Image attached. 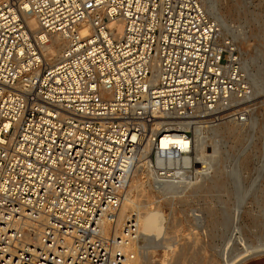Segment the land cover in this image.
Returning a JSON list of instances; mask_svg holds the SVG:
<instances>
[{"label": "built area", "instance_id": "obj_1", "mask_svg": "<svg viewBox=\"0 0 264 264\" xmlns=\"http://www.w3.org/2000/svg\"><path fill=\"white\" fill-rule=\"evenodd\" d=\"M216 32L202 0H0V264H135L136 210L119 216L134 165L176 189L193 158L161 140L237 115L246 76Z\"/></svg>", "mask_w": 264, "mask_h": 264}, {"label": "rangeland", "instance_id": "obj_2", "mask_svg": "<svg viewBox=\"0 0 264 264\" xmlns=\"http://www.w3.org/2000/svg\"><path fill=\"white\" fill-rule=\"evenodd\" d=\"M202 1L221 25L219 37L233 41L253 94L231 103L237 115L230 119L238 124L233 130L227 129L229 118L216 121L213 130L206 125L205 134L211 132L212 139L202 147L206 153L214 147L220 155L213 171L222 181L215 180V187L206 182L204 191L178 192L179 199L164 201L149 190L138 196L142 201L150 198L148 231L139 256L141 264H264V255L249 253L253 246L264 247V0ZM242 109L247 119L240 123L236 117ZM160 228L172 238V251L165 252L161 240L157 244Z\"/></svg>", "mask_w": 264, "mask_h": 264}, {"label": "bare ground", "instance_id": "obj_3", "mask_svg": "<svg viewBox=\"0 0 264 264\" xmlns=\"http://www.w3.org/2000/svg\"><path fill=\"white\" fill-rule=\"evenodd\" d=\"M19 1H25V0H19ZM23 16H24V20H25L26 24L33 30V34H36L38 32V22H37L36 18L32 14H30L29 12L24 13ZM211 18L215 22V24L217 25V32H216V38H215L216 42L224 43V41L226 40L227 37H222V38L219 37V36H221L220 35V33H221V25H220V23H218L213 17H211ZM113 25H117L118 28L120 27L118 22H114ZM81 32L85 33L86 32V28L82 29ZM229 41L232 43V45H234L232 40H229ZM44 42H45L44 53H45V56L47 57V59L48 58H54L55 56H58V53H59L61 47L66 43L65 39L63 37L59 36L58 34L46 35V38H44ZM227 57H229V58L231 57V52H229ZM154 62H156V58L155 57H154ZM241 71H243V75L246 76L245 81L247 80L246 81L247 85H246V87L244 89H241V90L237 89L236 91H232V96H231L232 97L231 98L232 101H231V103L235 102V101H237L239 103L240 100H242L244 98H247V97H251V95L253 94V89H252V87L250 85V82L248 81L247 75L245 74V70L243 69L242 65H241ZM239 91H241V92H239ZM241 102H243V101H241ZM234 106H236V105H234ZM199 112L201 114H203V112L205 113L204 110H198L197 113H199ZM241 113H243V112L242 111L239 112V114H241ZM239 114H238V116H239ZM236 118L239 119V117H236ZM232 119H230V122H231ZM233 120H235V118ZM203 122L204 121H201V123H199L198 121H196V123H193V124L189 125V128L191 127L192 131H193L192 139L191 138L190 139H187V138L180 139V138H176V137H171L170 136L168 138L162 139L161 142L159 143L161 148H166L167 144L169 143L167 140H169L174 145L178 144L180 146V148L184 152H188V154L184 155L185 156L184 159L193 158L194 174L196 172L198 173V171H199V172H201L202 177L204 176L203 178H201V175L199 176V174H198V176L202 179L200 182H199L200 178L198 179L197 175H195L194 178H193V176H194L193 175L191 177V179L187 178L186 176H184L182 178V182L179 184V186L176 189L170 190L168 192H164V191L158 192V191L150 190L149 188L145 189L146 187L141 182V179H140V176H139L140 175L139 166H137L136 164L134 165L133 170L129 173L128 178H127V184H126V186H125V188L123 190V193H122L123 197H122V201L120 203L119 216H122L127 210L135 209L136 213H137V222H138L139 233L143 237L145 236V232L148 231V225L149 224H148L147 215H149L148 214V206L150 205V198L147 197V199L144 200V201H142V199L141 200L139 199L138 196L142 195L143 192H146V190H149L152 193L153 192L156 193V195L158 196V199L159 198H163V200L166 201V199H164L165 197H168V199L171 196L176 197L175 195H178V192H182L183 191L182 194H186V192L188 193L190 190H192L191 192H194V191L199 190L200 188H202L200 190L204 191L206 189V187L205 186L202 187V186L205 185V183L208 182V181L211 182V185L213 187H215L214 186L215 185V182H214L215 180L222 181V180H220V175H218V176L215 175L217 172L213 171V170H215L214 168H216L215 166H216L217 162L221 161L220 160V155L217 153L216 150H214L215 149L214 147L211 148L212 150H211L210 153H206L204 151V148L202 147L204 145V143H207V142H209L212 139L211 138V136H212L211 132L208 135L205 134L206 133L205 129H207V132H208V127H206V125ZM240 123H242V121ZM212 125H213V123L207 124V126H209V127H211ZM215 125H216V122H215ZM239 125H241V124H239ZM236 126H238V124L235 123V121H233V122H231L230 125H228L229 128L227 127V129H230V130L232 129L233 130V128H236ZM212 128H213V126L211 127V129ZM239 130H241V129H239ZM219 143L222 144L221 142H219ZM214 145H215V143H213V146ZM215 147H216V149H217V147L219 148V146H217V145ZM222 148H220V149H222ZM141 153H142V151H141ZM208 170H212L213 173L212 174L206 173V172H209ZM204 178H206V179H204ZM192 179H194V182H193ZM191 184H192V186L194 185L192 187L193 189H191V187H190ZM188 186L190 187V189H188ZM133 191H135V193H133ZM177 199H179V198H177ZM117 224H119V223H117ZM156 238H157L156 239L157 244L161 240L163 246H165V249H164L165 252H167L168 250H171V251L173 250L171 248V245H172L171 241L172 240L170 241V239H172V238L169 237L170 238L169 239L168 237H166V230H164L162 228L158 229L157 233H156ZM245 250H248V249H245ZM249 253L253 254L255 256L264 255V247L253 246L251 248V250H249ZM139 255L135 258V264H141V260H140L141 256H139ZM233 263H235V262H232L231 264H233ZM226 264H229V263L226 262Z\"/></svg>", "mask_w": 264, "mask_h": 264}]
</instances>
